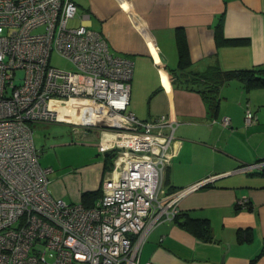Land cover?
Returning a JSON list of instances; mask_svg holds the SVG:
<instances>
[{
    "label": "crops",
    "instance_id": "crops-1",
    "mask_svg": "<svg viewBox=\"0 0 264 264\" xmlns=\"http://www.w3.org/2000/svg\"><path fill=\"white\" fill-rule=\"evenodd\" d=\"M71 1L77 7L72 26L84 24L101 33L111 52L134 62L128 111L144 121L167 115L182 122L164 173V200L190 189L177 201V215L204 219L211 230L209 240H203L177 218L163 222L148 233L138 263L264 264V175L254 174L264 169L242 170L264 161V87L247 89L233 79L220 87L213 110L189 83L192 74L209 67L264 65V0ZM219 25L225 38L247 43L218 45ZM179 31L191 62L184 71L177 70ZM247 109L256 115L252 125L245 124ZM225 117L229 126L222 124ZM35 128L44 133L34 147L39 164L52 170L49 192L67 203H96L110 164L99 145L112 146L113 140L61 123ZM74 141L97 146V153L71 171L62 170L56 154L41 162L49 149ZM54 157L59 169L48 164ZM205 181L210 182L192 189ZM95 191L96 197L82 200L83 193Z\"/></svg>",
    "mask_w": 264,
    "mask_h": 264
},
{
    "label": "built area",
    "instance_id": "built-area-1",
    "mask_svg": "<svg viewBox=\"0 0 264 264\" xmlns=\"http://www.w3.org/2000/svg\"><path fill=\"white\" fill-rule=\"evenodd\" d=\"M76 13L71 0H0V264H139L148 233L175 217L190 190L164 200L182 122L128 111L134 62L111 52L101 33L72 26ZM52 52L74 70L50 66ZM77 100L103 107L121 142L99 145L117 154L91 206L49 192L52 170L34 147L36 124L79 125L59 115ZM255 120L247 109L245 124ZM252 168L264 169V161L242 170Z\"/></svg>",
    "mask_w": 264,
    "mask_h": 264
},
{
    "label": "trees",
    "instance_id": "trees-1",
    "mask_svg": "<svg viewBox=\"0 0 264 264\" xmlns=\"http://www.w3.org/2000/svg\"><path fill=\"white\" fill-rule=\"evenodd\" d=\"M215 38L217 44L223 46H239L247 43V39L225 38L223 36L220 25L216 29ZM177 48V70L184 71L185 69H187L191 62L189 59L186 39L181 31H179L177 34ZM233 79L242 81L244 87L247 89L264 87V65L258 66L251 70H222L219 67H209L204 72L192 74L189 78V83L191 85V89L201 93L205 102L211 109L214 110L218 102V91L220 87ZM107 158L109 159L108 154ZM110 158L112 160L113 156L110 155ZM105 169L107 170L110 168L105 166ZM257 172L258 173L254 174L264 175V170ZM97 194V191L83 193L82 200L86 201V199L88 198L96 197ZM176 218L181 226L190 230L195 236L203 238V240H209L211 230L206 220L191 219L184 216L180 217L177 214L175 215L174 219Z\"/></svg>",
    "mask_w": 264,
    "mask_h": 264
},
{
    "label": "rangeland",
    "instance_id": "rangeland-1",
    "mask_svg": "<svg viewBox=\"0 0 264 264\" xmlns=\"http://www.w3.org/2000/svg\"><path fill=\"white\" fill-rule=\"evenodd\" d=\"M49 65L54 67V68L60 69V70H66V71L74 70V66L70 62L66 61L64 58L59 56L56 52H52V54L49 58ZM17 75L21 76L22 73L18 72ZM36 125H38V124H36ZM65 125H67V124H65ZM35 126H33V129H32L34 140H36V138H38V137L44 136V133L42 131H39L37 128H35ZM73 127H76V125H73ZM77 127L87 129V130H91V131L99 130L101 132V134H102V132H107L109 134L114 133V128L109 123L107 124V126H102V127L86 126V125H78ZM72 144L73 145H66L65 146L66 148H58L57 147L54 150L49 149V150H51L48 152L50 154L46 153L47 155L44 157L43 161H41V162H44L47 159H51L52 155L56 154L58 156V159L63 163L62 168L65 167L62 170H68V171L70 170L71 171L72 168L80 166L82 164H85L86 162H89L93 158V156H95V154L97 153L96 151L98 150L97 146H92L89 143L82 145L80 143L77 144L74 141ZM116 154H117L116 150L115 151L110 150V153H108L109 159L107 158L108 159L107 164L108 163H110V164L107 167H109L110 169L112 166L111 163L113 162V158ZM110 155L113 156L112 160L110 158ZM48 164L52 165L53 167H56L57 169L60 168L59 165L57 164L55 157H54V162L48 163ZM110 169H108V170H110ZM47 258L51 259L52 255H47Z\"/></svg>",
    "mask_w": 264,
    "mask_h": 264
},
{
    "label": "bare ground",
    "instance_id": "bare-ground-1",
    "mask_svg": "<svg viewBox=\"0 0 264 264\" xmlns=\"http://www.w3.org/2000/svg\"><path fill=\"white\" fill-rule=\"evenodd\" d=\"M59 115L61 118L79 125H91V126H107L109 119L105 114L103 107L93 105L91 103L77 100L74 103L68 105V108H59ZM104 139H112L113 142H118L117 138L113 134L102 132Z\"/></svg>",
    "mask_w": 264,
    "mask_h": 264
},
{
    "label": "water",
    "instance_id": "water-1",
    "mask_svg": "<svg viewBox=\"0 0 264 264\" xmlns=\"http://www.w3.org/2000/svg\"><path fill=\"white\" fill-rule=\"evenodd\" d=\"M96 132H97V135L99 136L100 131L97 130ZM107 153H108V151H105V154H107ZM208 182H210V181H205V182L201 183L200 185H198L196 188L201 187V186H204V185H206Z\"/></svg>",
    "mask_w": 264,
    "mask_h": 264
},
{
    "label": "clouds",
    "instance_id": "clouds-1",
    "mask_svg": "<svg viewBox=\"0 0 264 264\" xmlns=\"http://www.w3.org/2000/svg\"><path fill=\"white\" fill-rule=\"evenodd\" d=\"M76 128H77V127H76ZM98 131H99V130H98ZM106 151H108V150H106ZM104 153H105V152H104ZM108 153H110V152L108 151ZM108 153H107V154H108ZM107 154H106V155H107ZM111 164H112V163H111ZM109 171H110V170H109ZM109 171H108V172H109Z\"/></svg>",
    "mask_w": 264,
    "mask_h": 264
}]
</instances>
